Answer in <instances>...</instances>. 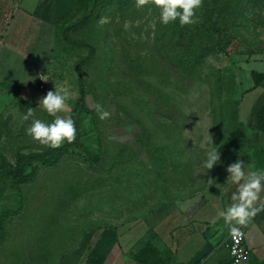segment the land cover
Here are the masks:
<instances>
[{
	"label": "rangeland",
	"instance_id": "374dc122",
	"mask_svg": "<svg viewBox=\"0 0 264 264\" xmlns=\"http://www.w3.org/2000/svg\"><path fill=\"white\" fill-rule=\"evenodd\" d=\"M159 13L152 0L141 7L137 0H98L90 19L72 31L76 41L94 47L81 71L86 102L100 131V162L92 163L75 149L21 186L23 208L5 222L0 264L7 255L10 264H48L44 255L54 264L75 251L93 228L132 224L162 202L225 187L226 166L237 158L249 167L241 112H252L257 101H248L257 93L250 71H264V0H202L195 23L183 26L178 20L163 25ZM218 23L226 24L239 42L232 55L214 46ZM88 51L58 47L53 89L62 86L74 94V64ZM39 99L35 106L21 101L12 112H0L3 163H13L19 149L47 147L25 131L31 123L23 119L29 107L36 118L53 119ZM73 104L69 99V111ZM97 104L111 113L108 119L99 118ZM91 133L87 116L80 134ZM212 148H218L221 162L207 170L204 161ZM209 178L216 179L210 187ZM15 203L0 177V208Z\"/></svg>",
	"mask_w": 264,
	"mask_h": 264
},
{
	"label": "crops",
	"instance_id": "0c3cea01",
	"mask_svg": "<svg viewBox=\"0 0 264 264\" xmlns=\"http://www.w3.org/2000/svg\"><path fill=\"white\" fill-rule=\"evenodd\" d=\"M80 1L0 0V96L7 95L0 105V112H12L14 103L21 101L35 106L40 95L54 90L50 76L57 60V49L63 44L59 22L74 14ZM75 82L70 98L74 102L78 95ZM36 85L39 90L35 89ZM253 91L257 93H253L248 101L253 103L256 97L257 101L252 112L248 109L241 112V137L249 167L255 170L264 169V132L254 130L256 111L264 102V82ZM225 189L235 190L234 186L226 185L208 193L168 200L135 223L115 226L117 243L103 264H143L136 260L134 252L137 242L149 230L154 232L151 241L162 253L156 255L161 258L160 264H233L222 244L230 231L223 219L218 218V213L230 203V191L225 194ZM213 218H217L216 223L211 222ZM242 230L246 234L244 243L250 249L246 264H264V212ZM4 245L6 238L0 251ZM77 248L60 255L54 264H71L72 261L84 264L85 253H77ZM42 259L51 264L50 255H44ZM4 260V264H10L9 255Z\"/></svg>",
	"mask_w": 264,
	"mask_h": 264
},
{
	"label": "trees",
	"instance_id": "16d2710c",
	"mask_svg": "<svg viewBox=\"0 0 264 264\" xmlns=\"http://www.w3.org/2000/svg\"><path fill=\"white\" fill-rule=\"evenodd\" d=\"M98 0H81L73 15L67 16L59 22L58 31L63 44L74 48H88V53L78 59L74 64L77 81V98L69 111L76 121L77 138L73 143H64L59 148L19 149L16 152L13 163H3L0 156V177L3 178L7 187L13 191L16 203L13 206H3L0 208V247L6 238L5 222L10 216H15L23 208V192L21 186L30 183L38 175L42 168H54L66 155L75 149H82L89 161L94 164L100 162L102 154V142L100 131L94 113L89 109L86 102V87L82 75V65L90 60L94 55V47L87 43L76 41L70 36L80 25L86 23L91 16V11ZM239 42L224 23L214 26V46L224 55H232L238 49ZM250 76L253 81L252 88L259 87L264 82V71L251 70ZM89 116L92 126V133L87 137L80 134V122ZM1 119V116H0ZM254 130L264 132V102L256 111ZM247 154V153H246ZM153 230H149L145 237L138 241L134 257L139 263L160 264L157 258V249L153 242ZM118 234L115 226H105L103 228H93L82 238L77 253H85L84 264H103L107 255L117 243ZM145 239V240H144ZM158 254H162L158 252Z\"/></svg>",
	"mask_w": 264,
	"mask_h": 264
},
{
	"label": "clouds",
	"instance_id": "9594fccd",
	"mask_svg": "<svg viewBox=\"0 0 264 264\" xmlns=\"http://www.w3.org/2000/svg\"><path fill=\"white\" fill-rule=\"evenodd\" d=\"M159 8V19L163 25L179 21L181 26L195 23L196 10L202 6V0H152ZM149 3V0H137V6L141 7ZM43 80H47L41 77ZM72 93L66 87L59 90H49L42 96L38 104L49 116L53 117L51 122H46L35 117L33 107H29L23 116L25 121L31 119L30 125L25 129L26 134L40 144L49 148H59L64 143H73L77 138L76 121L71 115L60 116L58 113L68 112L67 102ZM96 111L101 120L108 119L111 113L104 110L102 105L97 104ZM221 162V153L218 148H212L207 152L204 167L212 169ZM227 177L225 183L234 186L235 190L225 189V194L230 191V203L226 209L218 213V218L223 219L228 226L230 234L236 242L238 238H244L242 230L247 227L254 218L264 212V169L255 170L246 167L245 160L237 158L226 166ZM215 178L207 180L208 186L214 185ZM213 218L212 223H216Z\"/></svg>",
	"mask_w": 264,
	"mask_h": 264
},
{
	"label": "built area",
	"instance_id": "2783aa9c",
	"mask_svg": "<svg viewBox=\"0 0 264 264\" xmlns=\"http://www.w3.org/2000/svg\"><path fill=\"white\" fill-rule=\"evenodd\" d=\"M43 85H40L42 88ZM237 243L230 234L225 237L222 244L227 249L233 264H246L250 259V249L245 245L244 238H238Z\"/></svg>",
	"mask_w": 264,
	"mask_h": 264
}]
</instances>
